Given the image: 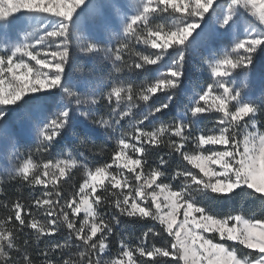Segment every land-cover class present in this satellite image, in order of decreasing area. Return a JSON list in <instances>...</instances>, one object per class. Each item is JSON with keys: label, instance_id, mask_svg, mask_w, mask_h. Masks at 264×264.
<instances>
[{"label": "snow or ice", "instance_id": "obj_1", "mask_svg": "<svg viewBox=\"0 0 264 264\" xmlns=\"http://www.w3.org/2000/svg\"><path fill=\"white\" fill-rule=\"evenodd\" d=\"M258 53L264 0H0V197L39 188L3 204L0 264H264ZM237 197L259 214L210 206Z\"/></svg>", "mask_w": 264, "mask_h": 264}, {"label": "trees", "instance_id": "obj_2", "mask_svg": "<svg viewBox=\"0 0 264 264\" xmlns=\"http://www.w3.org/2000/svg\"><path fill=\"white\" fill-rule=\"evenodd\" d=\"M165 151H167L165 149ZM155 159V157H153ZM82 181L78 177H74L71 182H66L64 184V190L66 192L72 191L79 186ZM74 187V188H73ZM6 188V196L0 197V215L5 213V209L3 207L4 203H7L9 200H15L16 198L21 199L24 202H28L29 199H32L33 196L39 195V188L32 189L27 187L25 184H21L19 182L8 183L5 185ZM211 207L216 208L217 210L223 211H233L234 208H239L240 211L250 213L252 211H256L259 214L260 205L258 202H253L252 200H248L244 197H237L236 201H229L226 205L223 202L220 203H211ZM155 224L153 221H142L141 226L143 228L152 227ZM158 230V227H157ZM131 238L138 237L140 235V231L136 230L133 233L128 234ZM166 235V234H165Z\"/></svg>", "mask_w": 264, "mask_h": 264}, {"label": "rangeland", "instance_id": "obj_3", "mask_svg": "<svg viewBox=\"0 0 264 264\" xmlns=\"http://www.w3.org/2000/svg\"><path fill=\"white\" fill-rule=\"evenodd\" d=\"M137 48L140 50H143V46L138 45ZM149 51H154V50L150 49ZM203 54H204L203 50H201V53L199 55L193 54V56L191 57V63L189 64V75L192 78L199 80L201 77V74H203V77H202L203 81L208 82V74H207L204 66L201 64V61H200V55H203ZM81 66L82 65L77 61L70 68L66 69V71H70L72 73L73 77L75 78V77H78V72L76 71V69L81 67ZM149 67H154V66H149ZM262 69H264V53H258L256 61H255L254 73L260 72ZM99 71L101 72V74L106 72L107 71V65L106 64L101 65L99 68ZM145 82H147V81H145ZM157 95H159L161 97V99L163 98L162 94L158 93ZM185 102H187V101H185ZM106 147H111V145H106ZM28 150H33V149L21 148V152H26ZM69 150H71V149H69ZM58 152H59V149L54 148L52 151V154H51L52 157L55 158L57 156ZM64 155L66 156V153H64ZM35 158L37 160L47 159L48 154L46 153V154H44L43 157L37 156ZM108 158H109L108 153H105V155L102 157L96 156L95 158H93L90 156V158H89L90 159V165L89 166H92V164H96V163L106 161V160H108ZM74 177H78L82 181V177H83L82 170H79V169L72 170L70 176L67 179V182H71L74 179ZM13 182H19V181H12L10 183H13ZM19 183L24 184L23 182H19ZM6 184H8V183H6ZM9 199L10 198H8L7 203L14 201V200H9ZM30 200L31 199H29V201ZM228 243L231 244L232 242H228Z\"/></svg>", "mask_w": 264, "mask_h": 264}]
</instances>
